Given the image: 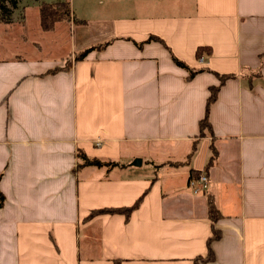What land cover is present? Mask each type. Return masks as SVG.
<instances>
[{"label":"crops","instance_id":"crops-1","mask_svg":"<svg viewBox=\"0 0 264 264\" xmlns=\"http://www.w3.org/2000/svg\"><path fill=\"white\" fill-rule=\"evenodd\" d=\"M23 1L4 26L34 38L0 49V264H197L213 228L198 264H264V0H70L49 31L40 3L65 0Z\"/></svg>","mask_w":264,"mask_h":264},{"label":"trees","instance_id":"trees-1","mask_svg":"<svg viewBox=\"0 0 264 264\" xmlns=\"http://www.w3.org/2000/svg\"><path fill=\"white\" fill-rule=\"evenodd\" d=\"M20 0H0V22L9 23L13 21V15L12 12L14 8H16L19 5ZM39 14H40V21L41 26L44 30H51L53 29L55 23L59 20H71L72 19V9L70 2L68 0L60 1V2H41L39 5ZM93 47H90L86 49L84 52H82L79 56H77V60L83 59L86 54L92 50ZM204 48L199 47L197 51V56L201 57L203 54ZM210 51L208 52V54ZM174 60L182 66L188 67L184 62L179 60L178 58L174 57ZM55 70H60L59 67H55L51 69L50 72H54ZM195 72L191 69V76L194 75ZM216 96V89H212L211 96L209 98L208 104H210ZM210 123L208 120V117L201 120V132H204L206 128H209ZM77 156L79 159L82 160L83 165H95V166H103V165H116L118 162L113 160H106L102 161L98 157H89L85 154L84 151L78 150ZM141 198L131 207H123V208H104L99 211L95 212H124L127 217L131 213L133 209H135L140 202ZM208 210L209 215L215 221L219 216L220 212L216 206L215 200L213 195H208ZM94 213V212H93ZM220 233L217 229L213 228V235L208 240V254L206 257H198L196 258V263L198 264L199 261H207L214 259V251L211 246V243L213 240L219 238ZM116 264H120V262L115 261Z\"/></svg>","mask_w":264,"mask_h":264},{"label":"rangeland","instance_id":"rangeland-1","mask_svg":"<svg viewBox=\"0 0 264 264\" xmlns=\"http://www.w3.org/2000/svg\"><path fill=\"white\" fill-rule=\"evenodd\" d=\"M28 0H24L23 2L24 3H26ZM68 1H70V0H68ZM36 21V16H35V14H33V13H31V15H30V19H29V25H33V23ZM60 21V20H59ZM58 21V22H59ZM61 21H67V20H61ZM68 22V21H67ZM82 22V21H81ZM6 23H4V22H0V49H2L3 48V50H1V52L2 53H4L5 55L7 54V52H8V47H10V48H14V47H16L17 45H19V44H22V43H24V37L25 38H29V39H32V38H34L33 36V31H31V29H29V30H26L24 33L21 31V29L20 28H23V27H25L26 26V22L25 23H20L19 21H16L15 22V24L14 25H9V26H4ZM19 24H20V26H19ZM7 25V24H6ZM11 27H13V28H11ZM40 27H41V30H43V31H46V30H44L43 28H42V26H41V21H40ZM4 28H6V29H8V31H6V29H4ZM63 28H64V26H62V33H61V36H62V38H64V34H63ZM52 30V29H51ZM70 30H71V28L68 26L67 27V32H68V34H67V36H68V43L70 42V37H72V33L70 32ZM47 31H49V30H47ZM26 46H28L29 44H25ZM12 48V49H13ZM77 55V53L76 54H74L73 56L71 55V54H69V55H67V59H69V58H73L74 56H76ZM77 58V57H76ZM75 58V59H76ZM132 151L133 150H140V152L143 150V149H141V148H138L137 146L136 147H132V148H130ZM96 150V149H95ZM101 159H105V160H107L108 158H106V157H102V156H100V155H98ZM135 157H138L137 155L135 156ZM134 157V158H135ZM139 157H141V156H139ZM133 158V159H134ZM117 160H119V161H121V162H125V161H127L128 160V158L127 157H125V158H123L122 156L121 157H119ZM149 162H148V160L146 161H144V167H145V169L146 170H149L150 168H149Z\"/></svg>","mask_w":264,"mask_h":264},{"label":"built area","instance_id":"built-area-1","mask_svg":"<svg viewBox=\"0 0 264 264\" xmlns=\"http://www.w3.org/2000/svg\"><path fill=\"white\" fill-rule=\"evenodd\" d=\"M97 144L100 145L101 142L99 141ZM190 186L195 193L204 190L208 187V177L205 174H200L197 179H191Z\"/></svg>","mask_w":264,"mask_h":264},{"label":"water","instance_id":"water-1","mask_svg":"<svg viewBox=\"0 0 264 264\" xmlns=\"http://www.w3.org/2000/svg\"><path fill=\"white\" fill-rule=\"evenodd\" d=\"M142 163V159L141 158H136L134 161H133V164L135 165H140Z\"/></svg>","mask_w":264,"mask_h":264}]
</instances>
